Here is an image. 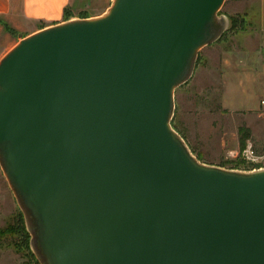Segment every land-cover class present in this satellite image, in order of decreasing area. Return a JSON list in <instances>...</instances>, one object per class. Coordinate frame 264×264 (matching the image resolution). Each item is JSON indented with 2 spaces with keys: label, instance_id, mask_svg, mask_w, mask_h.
Here are the masks:
<instances>
[{
  "label": "water",
  "instance_id": "95a60500",
  "mask_svg": "<svg viewBox=\"0 0 264 264\" xmlns=\"http://www.w3.org/2000/svg\"><path fill=\"white\" fill-rule=\"evenodd\" d=\"M225 0H112L0 58V169L39 264H264V167L202 162L175 91Z\"/></svg>",
  "mask_w": 264,
  "mask_h": 264
},
{
  "label": "rangeland",
  "instance_id": "374dc122",
  "mask_svg": "<svg viewBox=\"0 0 264 264\" xmlns=\"http://www.w3.org/2000/svg\"><path fill=\"white\" fill-rule=\"evenodd\" d=\"M111 1L75 0L73 14L101 15ZM258 2L225 0L219 17L235 19L234 30L200 50L192 76L175 91L172 125L192 153L207 164L239 170L264 167V87L251 59L259 44ZM243 49L250 53L251 67L238 62ZM247 146L254 150L250 160L244 157ZM20 213L0 169V228L11 231L0 240V264H37L22 232Z\"/></svg>",
  "mask_w": 264,
  "mask_h": 264
},
{
  "label": "crops",
  "instance_id": "0c3cea01",
  "mask_svg": "<svg viewBox=\"0 0 264 264\" xmlns=\"http://www.w3.org/2000/svg\"><path fill=\"white\" fill-rule=\"evenodd\" d=\"M74 4L75 0H0V58L18 42V34L28 36L67 19L82 18V15L74 16ZM94 16L98 15L85 17ZM5 25L15 33L8 31ZM257 33L259 34V44L257 49H254L255 53H251L253 55L251 59L255 62V65L252 66L256 68L261 81L260 85L264 87V0L258 2ZM238 53L241 55L238 62L242 65L245 63V67H251V59H248L250 53H245L244 49ZM225 64L226 67H229L228 60L225 61ZM224 106L227 107L226 97Z\"/></svg>",
  "mask_w": 264,
  "mask_h": 264
},
{
  "label": "trees",
  "instance_id": "16d2710c",
  "mask_svg": "<svg viewBox=\"0 0 264 264\" xmlns=\"http://www.w3.org/2000/svg\"><path fill=\"white\" fill-rule=\"evenodd\" d=\"M67 18H68V15H67ZM230 19V27H229V29H231V30H234V25H235V23H236V21H235V19H233V18H229ZM5 27H6V29L8 30V31H10L11 33H15V31L14 30H12V29H10V28H8L6 25H5ZM228 29V30H229ZM174 127V126H173ZM241 130H243L244 131V127L243 128H241ZM245 138H248L249 137V135L247 134L246 136H244ZM199 158V157H198ZM200 159V158H199ZM201 160V159H200ZM20 218H21V223H23V225L21 226L22 227V232H23V234L25 235V237H26V239H28L29 241H30V235H29V233H28V231L26 230V226H25V222H24V217H23V215H22V213H20ZM11 231L9 230V227H7V228H5V229H3V228H0V240H2V239H4V238H7V236L9 235H11V234H9ZM29 249H30V246H29ZM30 251H31V249H30ZM31 253H32V251H31ZM33 254V253H32ZM33 256H34V254H33ZM35 257V256H34ZM36 259V258H35ZM36 263L37 264H39V262L37 261V259H36Z\"/></svg>",
  "mask_w": 264,
  "mask_h": 264
},
{
  "label": "built area",
  "instance_id": "2783aa9c",
  "mask_svg": "<svg viewBox=\"0 0 264 264\" xmlns=\"http://www.w3.org/2000/svg\"><path fill=\"white\" fill-rule=\"evenodd\" d=\"M244 157L248 160L254 158V150L251 146H247V148L244 150Z\"/></svg>",
  "mask_w": 264,
  "mask_h": 264
}]
</instances>
